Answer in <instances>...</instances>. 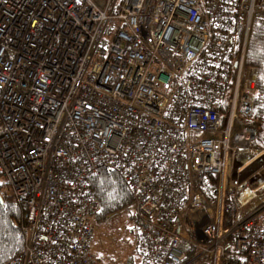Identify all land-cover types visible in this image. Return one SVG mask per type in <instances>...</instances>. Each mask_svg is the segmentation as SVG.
I'll list each match as a JSON object with an SVG mask.
<instances>
[{"label":"built area","instance_id":"2783aa9c","mask_svg":"<svg viewBox=\"0 0 264 264\" xmlns=\"http://www.w3.org/2000/svg\"><path fill=\"white\" fill-rule=\"evenodd\" d=\"M256 20L264 0H0V178L24 210L6 264H96L101 171L159 264H264Z\"/></svg>","mask_w":264,"mask_h":264},{"label":"trees","instance_id":"16d2710c","mask_svg":"<svg viewBox=\"0 0 264 264\" xmlns=\"http://www.w3.org/2000/svg\"><path fill=\"white\" fill-rule=\"evenodd\" d=\"M235 56L236 51L231 50L230 59L234 58ZM245 70L249 75L254 76L255 79V86L252 92L254 98L253 111L252 114L245 119V125L253 128L256 131V138L252 143V147L264 150L263 21L256 20L252 24L248 46L246 49ZM4 185L0 184V196L2 198V204H0V264H6L18 256L21 253L23 247V236L20 227V220L24 210L16 203L13 197L2 193V188ZM92 188L101 204V212L98 214L96 219V228L99 223L107 220L110 216L128 208L132 209L131 198L124 184L115 174L101 171L100 174L93 179ZM206 193L209 198H213L212 191L207 190ZM133 219L135 220V217ZM135 237L134 243L136 242V244H140L141 248L140 251L139 246L136 245L134 250L139 261L141 258V262L137 264H158L157 260L152 259L153 256L151 254V250L146 247L143 240L137 233L136 226ZM193 255L194 254H190L187 258V261H189ZM203 259L207 260L208 258L205 257ZM128 264H135L132 257L128 258ZM206 264H211L210 259H208ZM222 264L227 263L223 262Z\"/></svg>","mask_w":264,"mask_h":264},{"label":"rangeland","instance_id":"374dc122","mask_svg":"<svg viewBox=\"0 0 264 264\" xmlns=\"http://www.w3.org/2000/svg\"><path fill=\"white\" fill-rule=\"evenodd\" d=\"M4 183L3 178H0V184L4 185ZM2 193L10 195L5 185L2 188ZM261 199H264V191L261 197L258 196L254 199V203L259 202ZM133 218L134 211L128 208L110 216L97 225L90 248L96 264H128V258L130 257L133 258L135 264L140 262L134 252L136 248L134 239L136 237L135 220Z\"/></svg>","mask_w":264,"mask_h":264},{"label":"crops","instance_id":"0c3cea01","mask_svg":"<svg viewBox=\"0 0 264 264\" xmlns=\"http://www.w3.org/2000/svg\"><path fill=\"white\" fill-rule=\"evenodd\" d=\"M137 246H139V248H140V244H136ZM140 251H141V248H140ZM152 257V256H151ZM204 257H200V258H198L194 263L195 264H206L207 263V261H208V259L207 260H205V259H203ZM152 259H154L153 257H152ZM140 262H141V258H140ZM157 263H158V261H157ZM193 263V264H194ZM159 264V263H158Z\"/></svg>","mask_w":264,"mask_h":264},{"label":"water","instance_id":"95a60500","mask_svg":"<svg viewBox=\"0 0 264 264\" xmlns=\"http://www.w3.org/2000/svg\"><path fill=\"white\" fill-rule=\"evenodd\" d=\"M0 204H2V198H1V196H0Z\"/></svg>","mask_w":264,"mask_h":264}]
</instances>
